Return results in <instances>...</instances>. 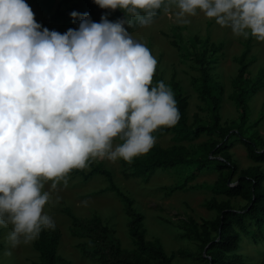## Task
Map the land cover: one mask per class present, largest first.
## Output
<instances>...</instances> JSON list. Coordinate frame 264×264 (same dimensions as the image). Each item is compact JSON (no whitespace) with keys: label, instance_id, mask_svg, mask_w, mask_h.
<instances>
[{"label":"clouds","instance_id":"1","mask_svg":"<svg viewBox=\"0 0 264 264\" xmlns=\"http://www.w3.org/2000/svg\"><path fill=\"white\" fill-rule=\"evenodd\" d=\"M94 2L127 15L94 21L73 10L78 26L60 32L42 27L26 0H0V226H12L13 247L56 226L43 211L44 181L67 183L90 157L131 162L153 146L159 126L178 121L171 87L152 85L156 58L125 27L133 17L149 25L162 5H176L187 23L199 9L236 36L264 41V0ZM115 137L122 143L113 147Z\"/></svg>","mask_w":264,"mask_h":264},{"label":"rangeland","instance_id":"2","mask_svg":"<svg viewBox=\"0 0 264 264\" xmlns=\"http://www.w3.org/2000/svg\"><path fill=\"white\" fill-rule=\"evenodd\" d=\"M26 2L34 11V18L43 27L49 14L45 0ZM177 11L162 13L151 24L129 33L133 39L145 44L157 60L152 84L159 77L171 87L170 79L174 75L182 92L188 97L187 123L211 122L210 106L200 96V66L194 56L201 51L202 44L193 43L194 36L201 41L208 37L209 42L217 45L216 50L209 49L205 59L210 60L207 67L219 87L220 123L233 127L239 122V111L233 99V80L238 68V57L248 45L246 77L254 80L258 71H262V78L248 97L247 127L243 135L255 134L258 146L261 147L264 143V41L257 40L251 34L247 38L236 36L230 27L219 25L215 18L205 16L199 9L194 15L186 14L187 23H180L175 16ZM48 28L55 29V24H50ZM171 41L176 42V45L171 44ZM233 131L234 129L229 132L228 143L232 160L239 169L254 165L244 145L232 134ZM154 136L155 142L162 148L187 157L201 155V143L210 140V136L204 133L184 138L174 130ZM119 143H122L119 137L113 138V147ZM147 153L148 151L138 156L147 157ZM89 159L112 173L116 185L132 200L134 210L143 216L139 224L145 240L160 245L166 255L172 256V264H208L206 249L202 251L197 232L188 223L193 219L200 224L202 220H213L218 215L216 209L206 206L208 200H227L236 210H241L246 203L240 197H228L212 188L219 177L217 170L199 171L184 187H177L184 172L175 168H157L145 177L133 173L130 162L122 158L116 161L107 157ZM260 168L264 171V163H261ZM82 169L87 173L90 163L87 162ZM235 178L233 176L230 182ZM66 180L67 183L61 179L54 188L52 180H46L42 189L50 193L43 211L53 217L60 230L57 253L70 261L69 264H118L117 257L108 245L96 246L92 240L97 231L92 220H99L100 226L105 230L107 244L110 242L115 249L119 248V257L138 256L140 251L129 231L130 214L120 197L113 191L106 190V177L103 174H93L83 178L82 175L69 171ZM66 210H70L77 221ZM80 222H84L85 226L82 227ZM11 227L10 224L0 226V264H40V254L34 248L36 239L13 247L7 240ZM197 231L200 229L197 228ZM213 234L212 232L211 235ZM8 251L10 255L6 254ZM237 252L242 254L246 262L264 264L263 240L255 242L241 234ZM144 255L149 258V264H158L155 256L147 253Z\"/></svg>","mask_w":264,"mask_h":264},{"label":"trees","instance_id":"3","mask_svg":"<svg viewBox=\"0 0 264 264\" xmlns=\"http://www.w3.org/2000/svg\"><path fill=\"white\" fill-rule=\"evenodd\" d=\"M45 7L49 14L43 22V27L55 24V30L60 32L66 31L69 27L75 28L78 26L79 17L73 18L69 15L73 10L79 13L88 12L94 21H99L102 13H107V18L113 21L127 15L119 8H101L94 0H45ZM174 10H179L176 5L168 6V11H165V6L162 5L160 9H157L153 20L157 19L162 13ZM132 19V25H125V27H128L129 33L143 26L135 20V17ZM193 43L202 44L201 51L195 53L194 56L196 63L200 66L198 75L200 96L210 106L211 122L187 123L188 97L182 92L179 82L172 75L170 79L171 89L180 113L179 119L172 126H159L153 132V135L174 130L177 135L184 138L204 133L210 136V140L201 143L203 152L197 157H187L174 153L154 142L153 146L148 150L147 157L135 156L130 164L133 168V173L145 177L157 168L181 170L184 174H182V180L178 181L177 187H184L189 180L195 178L199 171L217 170L219 177L213 183L212 188L228 197L244 199L246 201L245 205L241 210H236L232 208L227 200L217 202L215 199H211L208 200L206 206L216 209L218 215L213 220H202L200 224H197L193 219H190L188 223L191 229L197 232L201 241L202 251L206 249L205 256L208 258V264H251L243 260L242 254L238 253L237 249L241 234L250 237L255 242L258 240L264 241V171L260 168L261 163H264V143L259 147L255 134L247 136L243 134L247 127V100L252 89L261 83L262 71H258L254 80L246 77L247 63L245 59L248 45L245 44L247 46L238 57V68L233 80L235 89L233 99L239 111V122L233 127L223 126L220 123L219 87L213 81L207 67L210 60L205 59L209 49L212 51L216 50L217 45L209 42L208 37L201 41L197 36H194ZM171 44L175 46L176 42L171 41ZM160 80L162 79L157 77V81ZM233 129L232 134L236 135L244 145L247 155L255 163L254 165L239 169L236 162L232 160L228 151V143L229 132ZM88 162L90 163V170L87 173L82 168H72L70 171L82 175L83 178H88L93 174H103L106 177L108 181L106 190L117 194L130 214V235L133 237L135 246L140 252L134 258L119 257V248L115 249L110 242L107 244L106 233L104 228L100 226L99 220H92V225L97 230L92 237L94 244L96 246L108 245L109 249L117 257L116 262L118 264H149V258L144 253L155 256L158 264H172V256L166 255L160 245L145 240L139 224L143 216L134 210L132 200L116 185L112 173L101 164H93L90 159ZM233 176H236V178L231 183L230 180ZM66 213L74 221H77L70 210H66ZM80 225L84 227L85 223L80 222ZM197 228L200 229L199 232ZM212 232L214 233L213 235H211ZM59 239L60 230L57 226L54 229L41 230L34 242V248L40 254V264L70 263V261L57 253Z\"/></svg>","mask_w":264,"mask_h":264}]
</instances>
